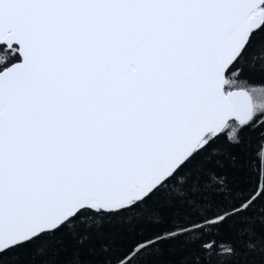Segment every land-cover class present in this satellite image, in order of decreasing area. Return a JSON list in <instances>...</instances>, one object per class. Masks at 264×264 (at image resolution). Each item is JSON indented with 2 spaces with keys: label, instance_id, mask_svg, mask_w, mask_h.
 <instances>
[{
  "label": "snow or ice",
  "instance_id": "6c2138e0",
  "mask_svg": "<svg viewBox=\"0 0 264 264\" xmlns=\"http://www.w3.org/2000/svg\"><path fill=\"white\" fill-rule=\"evenodd\" d=\"M0 264H264V0H0Z\"/></svg>",
  "mask_w": 264,
  "mask_h": 264
},
{
  "label": "trees",
  "instance_id": "16d2710c",
  "mask_svg": "<svg viewBox=\"0 0 264 264\" xmlns=\"http://www.w3.org/2000/svg\"><path fill=\"white\" fill-rule=\"evenodd\" d=\"M253 135H255V134H253ZM254 163V162H253Z\"/></svg>",
  "mask_w": 264,
  "mask_h": 264
}]
</instances>
